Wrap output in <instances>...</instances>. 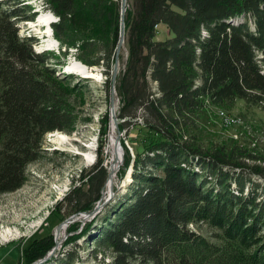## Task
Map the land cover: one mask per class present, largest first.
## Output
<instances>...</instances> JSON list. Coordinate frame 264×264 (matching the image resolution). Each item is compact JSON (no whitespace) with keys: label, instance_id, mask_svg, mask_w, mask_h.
<instances>
[{"label":"trees","instance_id":"1","mask_svg":"<svg viewBox=\"0 0 264 264\" xmlns=\"http://www.w3.org/2000/svg\"><path fill=\"white\" fill-rule=\"evenodd\" d=\"M9 1H0V194L24 185L47 133L75 127L63 95L65 79L46 64L52 52H37L38 38L20 36V23L33 21L36 13ZM45 2L58 17L51 26L65 55L100 40L115 53L122 29L119 0ZM124 25L129 54L115 83L120 128L140 114L158 138L133 159L135 183L112 208L114 219L105 220L96 241L114 251V264H264V187L260 195L261 182L253 180L255 173L264 177V166L247 148L202 151L185 136L194 127L191 120L211 106L264 102V0H132ZM159 27L168 32L161 39ZM82 28L89 29L88 37L76 38ZM82 59L90 66L100 63ZM189 157L206 175L193 169ZM239 169L249 170L241 172L248 187L233 178ZM108 176L100 158L82 172L93 198L83 202L76 187L66 201L92 211ZM191 223L215 227L222 242L194 232ZM52 243L50 237L25 249V264Z\"/></svg>","mask_w":264,"mask_h":264},{"label":"rangeland","instance_id":"2","mask_svg":"<svg viewBox=\"0 0 264 264\" xmlns=\"http://www.w3.org/2000/svg\"><path fill=\"white\" fill-rule=\"evenodd\" d=\"M9 2L30 8L31 13H36L33 21L49 14L58 19L45 0ZM119 2L122 10L123 0ZM131 2L132 0H126V10ZM31 22L20 23V36H35L39 40L34 46L37 52H52L53 58L46 64L53 68L59 77L65 79L67 86L64 85L63 95L67 107L74 115L75 127L71 132L47 133L39 159L28 166L24 185L16 191L0 194V264H25V249H32L50 237L53 238V243L30 264H114V251L96 241V238L100 237L103 228L107 227L105 220L114 219L112 210L117 209L122 197L135 183L133 159L139 153H147L150 144L158 138V135L145 125V117L140 114V117L132 119L125 128H120L121 121L118 116L121 103L115 83L125 69L128 59L126 35L124 44H121L119 50L117 47L113 55L110 53V47L102 40L96 41L87 51L72 48L70 53L65 55L66 49L61 47L58 40V47L46 46L49 37L44 34L45 27H33ZM81 32L75 37H88L89 29L82 28ZM167 35L165 28L159 27L158 38ZM82 58H98L100 63L90 66ZM108 61L110 68L107 67ZM74 64L77 68L80 65L78 69L82 70L78 72L76 67L73 71L67 70L68 66ZM262 66L264 72V64ZM108 71L110 73L106 76L105 72ZM107 78H110L111 82L105 84ZM221 112H224L225 116H222ZM227 116L233 117L235 122H231L232 119ZM191 123L194 127L185 132L189 144L199 147L202 151L225 146L229 149L233 146L247 148L258 158L257 163L264 166V102L255 105L246 100H237L231 106H211L207 114L198 116L196 120H191ZM58 132L63 133L66 139L56 141ZM114 145L119 147V169L110 190L101 191L102 195L96 206L104 203L103 207L95 215L78 211L75 201H66L67 195L76 187H80L83 190L80 193L83 202L93 198V193H89V185L82 180V172L89 170L103 158L110 173ZM88 153L93 154L92 161L87 158ZM193 158H190L193 169L201 175H206V170H201L200 162ZM153 171L161 174L156 168ZM241 172L247 173L249 170L239 169L233 178H241L248 187L250 181ZM253 180L261 182V195L264 177L255 173ZM231 181V187L236 190L238 183L234 179ZM236 192L238 193L237 190ZM259 200L264 202V193ZM64 223H68L67 226ZM61 226L62 233L59 232ZM189 228L213 243L222 242L218 236L220 231L207 223H191ZM131 264L142 262L134 260Z\"/></svg>","mask_w":264,"mask_h":264},{"label":"bare ground","instance_id":"3","mask_svg":"<svg viewBox=\"0 0 264 264\" xmlns=\"http://www.w3.org/2000/svg\"><path fill=\"white\" fill-rule=\"evenodd\" d=\"M54 15H52V14H49V15H43V16H41V17H39L36 21H32L31 22V26H33V27H39V26H44L45 27V30H44V34H46V36H48L49 37V39L46 41V46H48V47H58L59 46V44H58V42H57V40L54 38V36H53V31H52V27H51V21L54 19ZM56 19V18H55ZM51 23V24H50ZM203 34H204V36H207L208 34H207V31H205V30H203V32H202ZM125 41V40H124ZM124 41H121L120 42V46H119V49H120V47H121V44L124 42ZM124 44V43H123ZM118 49V50H119ZM79 67H80V65H78ZM77 68V66H75V64L74 65H70V66H68V68H69V70L70 71H73V70H75L76 68ZM78 67V68H79ZM77 68V69H78ZM82 69H78L77 71L78 72H80ZM94 79V78H93ZM94 80H96V78L94 79ZM97 81V80H96ZM221 114H222V116H225V113L224 112H221ZM230 121V120H229ZM231 122H235V120H233L232 119V121ZM230 123V122H229ZM66 139V136L63 134V133H60V132H58L57 133V136H56V138H55V140L56 141H59V142H61V141H63V140H65ZM113 148H115L114 150H113V155H114V158H113V160H112V162H111V166H110V173H109V176H108V178H107V181H106V184H105V187H104V192L105 191H109L110 190V187H111V185L114 183V180H115V175L117 174V171H118V169H119V158H118V156H117V154H118V150H119V147L116 145H114L113 146ZM112 148V149H113ZM120 157V156H119ZM87 158L90 160V161H92L93 159H94V156H93V154H91V153H88L87 154ZM104 192H103V195H104ZM104 204V203H103ZM103 204H101V205H103ZM67 224L68 223H64V225L65 226H67ZM62 228H63V226H61V228H59V232L60 233H62Z\"/></svg>","mask_w":264,"mask_h":264},{"label":"water","instance_id":"4","mask_svg":"<svg viewBox=\"0 0 264 264\" xmlns=\"http://www.w3.org/2000/svg\"><path fill=\"white\" fill-rule=\"evenodd\" d=\"M125 5H126V0H123V2H122V10H121V14H122V29H121V36H120L119 45H118L117 49H119L120 42L125 40V25H124V14H125V11H126V6ZM52 31H53V29H52ZM67 70H69V68H67ZM101 207H103V205L99 204L92 211L87 212V213H89V215H95L97 212H99ZM42 261H44V260H42Z\"/></svg>","mask_w":264,"mask_h":264},{"label":"built area","instance_id":"5","mask_svg":"<svg viewBox=\"0 0 264 264\" xmlns=\"http://www.w3.org/2000/svg\"><path fill=\"white\" fill-rule=\"evenodd\" d=\"M227 117H229V118H231V119H233V120H234V118H233V117H230V116H227Z\"/></svg>","mask_w":264,"mask_h":264}]
</instances>
